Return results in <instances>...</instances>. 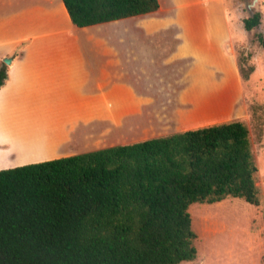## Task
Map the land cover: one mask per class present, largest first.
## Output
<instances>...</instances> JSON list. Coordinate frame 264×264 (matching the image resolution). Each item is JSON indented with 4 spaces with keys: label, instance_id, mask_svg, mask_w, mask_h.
<instances>
[{
    "label": "crops",
    "instance_id": "0c3cea01",
    "mask_svg": "<svg viewBox=\"0 0 264 264\" xmlns=\"http://www.w3.org/2000/svg\"><path fill=\"white\" fill-rule=\"evenodd\" d=\"M224 1L80 27L63 0H0V169L227 121H183L200 90L236 92Z\"/></svg>",
    "mask_w": 264,
    "mask_h": 264
},
{
    "label": "trees",
    "instance_id": "16d2710c",
    "mask_svg": "<svg viewBox=\"0 0 264 264\" xmlns=\"http://www.w3.org/2000/svg\"><path fill=\"white\" fill-rule=\"evenodd\" d=\"M87 26L159 0H63ZM261 12L242 19L245 30ZM264 48V35L255 34ZM248 79L253 67L239 68ZM7 78L0 65V86ZM258 167L238 119L0 169V264H178L196 257L190 204L258 205Z\"/></svg>",
    "mask_w": 264,
    "mask_h": 264
},
{
    "label": "rangeland",
    "instance_id": "374dc122",
    "mask_svg": "<svg viewBox=\"0 0 264 264\" xmlns=\"http://www.w3.org/2000/svg\"><path fill=\"white\" fill-rule=\"evenodd\" d=\"M208 0H204L207 3ZM227 16L234 29L230 52L236 71V92L230 87L200 90L193 112L183 117L188 126L227 118L243 121L248 129L258 167V205L227 197L215 203L189 205L191 226L196 235V257L178 264H264V48L255 39L264 35V0H225ZM261 12V23L248 31L242 19ZM253 71L243 79L240 67ZM234 80V81H235ZM231 110L226 115L227 112ZM216 113L214 116L212 114ZM0 138H5L0 133Z\"/></svg>",
    "mask_w": 264,
    "mask_h": 264
},
{
    "label": "water",
    "instance_id": "95a60500",
    "mask_svg": "<svg viewBox=\"0 0 264 264\" xmlns=\"http://www.w3.org/2000/svg\"><path fill=\"white\" fill-rule=\"evenodd\" d=\"M256 1H257V0H253L252 4H251L250 6L254 5V4L256 3ZM3 61H4L5 63H9V62H10V58H4Z\"/></svg>",
    "mask_w": 264,
    "mask_h": 264
}]
</instances>
